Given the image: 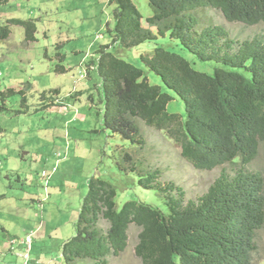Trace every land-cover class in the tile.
Masks as SVG:
<instances>
[{"label":"trees","instance_id":"16d2710c","mask_svg":"<svg viewBox=\"0 0 264 264\" xmlns=\"http://www.w3.org/2000/svg\"><path fill=\"white\" fill-rule=\"evenodd\" d=\"M11 1L0 0V6ZM112 3L114 24H107L111 43L101 45L92 61L104 89L106 127L142 146L145 138L137 122L142 120L166 131L195 168L231 163L237 168L234 173L223 169L205 193L188 201L181 186L158 180V170L140 174L139 184L155 189L168 212L136 200L118 207L114 185L92 177L77 232L63 245L64 260L77 264L92 258L93 264H108L111 254L126 249L135 224L141 229L135 251L142 264H250L264 227V177L248 168L264 143V40L237 41L224 25L203 26L198 14L212 8L228 21L255 25L264 23V0H148L152 13L147 16L134 0ZM12 24L24 27L27 41L37 40L36 20L11 18L0 23V41L10 37ZM167 34L211 69H199L186 56L157 44L141 60L160 77L164 89L112 50L116 45L133 49ZM59 54L56 70L65 71L61 61L66 56ZM171 91L184 103L185 114L169 110L176 97ZM18 93L26 105L24 89L8 88L0 92V111ZM124 159L132 161L128 151ZM102 219L109 224L106 230L99 227Z\"/></svg>","mask_w":264,"mask_h":264},{"label":"rangeland","instance_id":"374dc122","mask_svg":"<svg viewBox=\"0 0 264 264\" xmlns=\"http://www.w3.org/2000/svg\"><path fill=\"white\" fill-rule=\"evenodd\" d=\"M134 1L144 15H151L148 0ZM114 7L112 0H12L0 6V23L11 18L34 19L38 26L35 42L27 41L24 27L16 24L11 25L10 37L0 41V92L24 89L27 96L26 105L22 94L9 96L7 110L0 111V264H68L63 245L77 232L92 177L114 185L118 207L136 200L168 212L155 189L139 184L140 174L158 170V180L181 186L188 201L205 193L223 169L234 173L237 168L234 163L211 170L195 168L166 131L142 120H137L145 138L142 146L106 127L101 101L104 89L92 61L101 45L111 43L107 24H114ZM198 16L203 26L224 25L237 41L264 40V23L231 22L212 8ZM166 36L133 49L116 45L112 50L162 85L160 77L141 60V54L157 44L186 56L199 69H211L178 40ZM59 52L66 56L61 61L65 71L56 70ZM85 63L90 64L88 68ZM171 92L176 97L169 110L185 114L184 103ZM127 151L131 162L124 159ZM248 168L264 177V143ZM108 226L106 220L99 223L104 230ZM140 230L135 224L130 226L126 249L120 255L111 254L108 264H142L135 251ZM27 236L33 240L29 255L23 243ZM92 262V258L80 259L77 264ZM250 264H264V227L258 231Z\"/></svg>","mask_w":264,"mask_h":264},{"label":"built area","instance_id":"2783aa9c","mask_svg":"<svg viewBox=\"0 0 264 264\" xmlns=\"http://www.w3.org/2000/svg\"><path fill=\"white\" fill-rule=\"evenodd\" d=\"M45 175V174H44ZM23 243L25 244L26 246V249H27V253L29 255V251L31 250L32 248V243H33V240H32V237L31 236H27L24 240H23ZM29 261V258H26V263Z\"/></svg>","mask_w":264,"mask_h":264},{"label":"crops","instance_id":"0c3cea01","mask_svg":"<svg viewBox=\"0 0 264 264\" xmlns=\"http://www.w3.org/2000/svg\"><path fill=\"white\" fill-rule=\"evenodd\" d=\"M9 4V3H8ZM24 33H25V31H24ZM44 36H46V35H44ZM38 39V38H37ZM30 42H35V41H30ZM89 63V62H88ZM88 63H87V65H88ZM85 65H86V63H85ZM87 65H86V67H87ZM65 70H66V68H65ZM81 197V196H80ZM30 252V251H29ZM28 254V253H27ZM27 258H29V257H27ZM30 260V259H29ZM24 264V263H23Z\"/></svg>","mask_w":264,"mask_h":264}]
</instances>
